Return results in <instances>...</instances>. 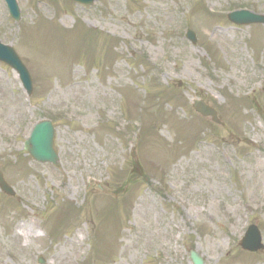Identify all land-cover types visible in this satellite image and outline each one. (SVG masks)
<instances>
[{
    "label": "rangeland",
    "instance_id": "1",
    "mask_svg": "<svg viewBox=\"0 0 264 264\" xmlns=\"http://www.w3.org/2000/svg\"><path fill=\"white\" fill-rule=\"evenodd\" d=\"M16 1L0 42L33 91L0 64V264H264L239 246L264 245V26L225 17L264 0ZM41 119L58 168L23 151Z\"/></svg>",
    "mask_w": 264,
    "mask_h": 264
},
{
    "label": "water",
    "instance_id": "2",
    "mask_svg": "<svg viewBox=\"0 0 264 264\" xmlns=\"http://www.w3.org/2000/svg\"><path fill=\"white\" fill-rule=\"evenodd\" d=\"M85 5H92L98 0H68ZM11 17L18 21L19 12L15 0H5ZM228 19L237 25H249V24H264L263 17H257L248 12L234 13L228 16ZM187 38L195 44V35L192 32H187ZM0 61L10 66L19 76L24 90L27 95L32 93V82L30 76L21 64L16 54L8 47L0 45ZM193 108L203 117H211L212 121L218 123L216 119V113L211 108L205 106L201 102H194ZM24 151L34 160L39 163H51L54 166H58V157L54 150V130L50 122L42 121L34 126L29 138L23 144ZM0 190L8 196H13L12 190L2 179L0 173ZM241 247L243 250L249 252H256L261 250L263 246L260 244V236L255 227L249 229L246 237L242 240ZM189 260L191 264H204L203 260L195 252L189 253Z\"/></svg>",
    "mask_w": 264,
    "mask_h": 264
}]
</instances>
